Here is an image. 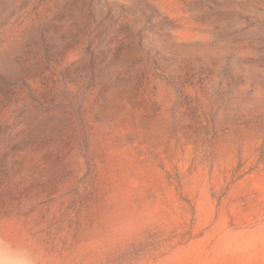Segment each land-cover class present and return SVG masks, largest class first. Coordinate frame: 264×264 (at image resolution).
<instances>
[{"label":"rangeland","instance_id":"374dc122","mask_svg":"<svg viewBox=\"0 0 264 264\" xmlns=\"http://www.w3.org/2000/svg\"><path fill=\"white\" fill-rule=\"evenodd\" d=\"M0 264H264V0H0Z\"/></svg>","mask_w":264,"mask_h":264}]
</instances>
